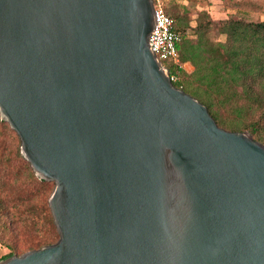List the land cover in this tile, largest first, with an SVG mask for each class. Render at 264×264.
Masks as SVG:
<instances>
[{
  "label": "water",
  "instance_id": "1",
  "mask_svg": "<svg viewBox=\"0 0 264 264\" xmlns=\"http://www.w3.org/2000/svg\"><path fill=\"white\" fill-rule=\"evenodd\" d=\"M154 0H0V116L57 243L0 264H264V145L153 52Z\"/></svg>",
  "mask_w": 264,
  "mask_h": 264
},
{
  "label": "trees",
  "instance_id": "2",
  "mask_svg": "<svg viewBox=\"0 0 264 264\" xmlns=\"http://www.w3.org/2000/svg\"><path fill=\"white\" fill-rule=\"evenodd\" d=\"M229 2L241 11H257L264 0ZM165 9L175 21V30L183 34L178 44L180 64L164 62L171 76L177 78L174 85L204 104L220 128L249 132L264 145V21L241 17L215 21L209 12L202 11L193 27L188 14L176 4ZM214 32L224 35L225 41L213 39ZM188 63L194 67L191 73L186 68ZM1 124L18 148L10 153L0 144V234L9 235L18 229L30 236L24 250L10 246L7 259L55 244L60 234L49 206L55 183L36 175L21 154L17 133L8 123ZM46 228L49 233L39 235Z\"/></svg>",
  "mask_w": 264,
  "mask_h": 264
},
{
  "label": "rangeland",
  "instance_id": "3",
  "mask_svg": "<svg viewBox=\"0 0 264 264\" xmlns=\"http://www.w3.org/2000/svg\"><path fill=\"white\" fill-rule=\"evenodd\" d=\"M164 7L176 4L181 12L187 13L191 25L193 27L197 24V18L202 11L209 12L211 18L215 21L226 20L230 17H241L247 21H264V3H260L261 10L257 11H241V9L233 8V5L229 0H161ZM213 39L225 41L226 37L218 32H214L212 35ZM187 71L189 73L194 71V67L188 63L186 64ZM0 116V144H4L7 151L10 153L16 152L18 144H16L15 139L8 133L6 127L1 124ZM7 123V122H6ZM49 233L48 228L44 229L43 233L39 235H47ZM30 236L25 234L24 231H19L18 229L9 235L0 234V261L5 260L4 258L12 252L10 246H15L19 251L26 248V244Z\"/></svg>",
  "mask_w": 264,
  "mask_h": 264
},
{
  "label": "built area",
  "instance_id": "4",
  "mask_svg": "<svg viewBox=\"0 0 264 264\" xmlns=\"http://www.w3.org/2000/svg\"><path fill=\"white\" fill-rule=\"evenodd\" d=\"M154 4L156 25L150 38L152 50L165 67V61L180 64L178 44L183 34L175 30V21L168 15L161 0L154 1ZM171 79L174 82L177 78L171 76Z\"/></svg>",
  "mask_w": 264,
  "mask_h": 264
}]
</instances>
